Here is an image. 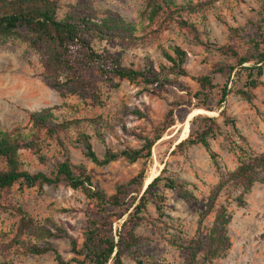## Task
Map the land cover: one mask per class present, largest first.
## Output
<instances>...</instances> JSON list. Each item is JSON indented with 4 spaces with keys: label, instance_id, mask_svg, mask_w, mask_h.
<instances>
[{
    "label": "rangeland",
    "instance_id": "obj_1",
    "mask_svg": "<svg viewBox=\"0 0 264 264\" xmlns=\"http://www.w3.org/2000/svg\"><path fill=\"white\" fill-rule=\"evenodd\" d=\"M76 1L61 0L60 14ZM142 2L111 0L109 6L126 20L137 22ZM263 32L262 0H220L209 11L207 23L199 26L203 44L196 43L176 27L165 31L157 42L126 50H122L119 44L97 43V49L107 48L120 54L125 66L137 70L151 66L161 80L175 82L167 84L165 88H157L155 85L135 84L118 78L113 81L100 80L97 82L98 100L86 92L75 94L67 84L62 89L53 87L41 69L38 53L26 41L0 39V121L4 124H24L28 120V112L56 107V112L62 114L63 105H75L78 107L77 115L81 117L102 118V125L98 127L102 139H93L94 149L99 156L107 148L114 151L141 148L147 138L153 140L158 134H163L154 144L150 160L130 162L121 157L106 166L95 165L85 156L82 148L72 145L68 141L74 138L72 134L67 136L66 141L71 162L86 167L93 180L94 190L100 189L111 195L117 186L126 183L145 168L147 177L144 191L147 179L157 177L166 166L169 174L189 183V188L204 200L221 173L237 167L234 144L252 153L264 152V86L255 90L256 99L252 103L243 99L237 93L246 79V72L242 68L253 63H245L240 67L238 59L219 51L222 46H231L240 56H248L253 51L252 39H260L264 47ZM171 46H179L187 53L183 67L188 76L169 70L172 63L166 59L162 49L174 55ZM222 67H234V70L229 75V70L220 71ZM204 75L211 76L215 86L213 89L204 90L194 79ZM61 80L66 82L64 77ZM260 80L264 83V74ZM226 84L229 94L220 106L222 89ZM198 92L201 95L196 97ZM205 103L211 110L201 107ZM170 112L173 115L168 118ZM199 114L216 117L221 128L220 134L210 139L212 149L218 154L220 169L201 145L174 152L176 145L200 126L199 119L194 121ZM170 119L173 120L172 126L167 123ZM236 129L246 138V142L238 137ZM53 154L54 146L50 148L49 157L52 158ZM24 159L32 172H49L55 162L51 159L47 166H42L28 152L24 153ZM159 189L166 198L165 212L180 220V228L186 235H192L202 206L180 198L171 189L161 186ZM130 196H135V193ZM221 202L228 204L233 212L229 226L233 248L227 257L216 260L214 264H264V183H257L253 187L246 196L245 206H238L228 194L222 195ZM10 205L21 207L35 221L52 230L55 235L49 242L67 264H82L83 256L72 253L71 241H76L78 249L83 248L91 220L108 219L114 222V228L120 224L113 215V209L101 211L94 199L64 182L44 185L42 188L15 185L1 201L0 232L14 228L19 220ZM148 209L153 218L159 217L152 203ZM212 220L209 217L207 224ZM153 230L152 226L142 229L145 236L152 238L139 246L141 253L165 264H183L184 251L153 236ZM123 260L125 264H137L127 254ZM16 262L59 264L53 252L28 255Z\"/></svg>",
    "mask_w": 264,
    "mask_h": 264
},
{
    "label": "trees",
    "instance_id": "obj_2",
    "mask_svg": "<svg viewBox=\"0 0 264 264\" xmlns=\"http://www.w3.org/2000/svg\"><path fill=\"white\" fill-rule=\"evenodd\" d=\"M60 1L0 0V39L26 41L38 53L41 69L53 87L62 89L67 84L75 94L86 92L98 100L97 82L100 80L113 81L118 78L135 84L155 85L157 88H165L167 84L175 82L161 80L151 66L143 70L125 66L120 54L107 48L97 49V43L119 44L122 50H126L157 42L165 31L176 27L196 43L203 44L199 26L207 23L209 11L220 0H143L137 22L121 17L109 6L111 0H77L69 4L63 14H60ZM262 45L260 39H252L253 51L245 57L240 56L231 46L219 48L222 54L238 59L240 67L245 63H253L242 68L246 72V79L237 92L249 103L256 99L255 90L264 86L260 80L264 74ZM170 49L174 55L162 49L166 59L172 63L169 70L188 76L183 67L187 53L179 46H171ZM226 70L231 75L234 67L220 68V71ZM62 77L66 82L61 80ZM194 79L204 90L215 87L210 75ZM228 94L226 84L222 89L220 106ZM198 95L201 93H196V97ZM201 107L211 110L206 103ZM57 109L47 107L28 112V120L24 124H4L0 121V205L5 194L11 192L15 185L42 188L44 185L64 182L94 199L101 211L113 209V215L120 222L118 227L114 228V222L108 219L91 220L83 248L78 249L76 241H71L72 253L83 256L82 264H125V254L137 264H165L142 254L139 249L145 240L152 238L142 232L143 228L149 226L154 227L153 236L184 251L183 264H214L216 260L229 255L233 248L229 228L233 212L228 204L221 202V197L228 194L238 206L246 205V196L253 187L257 183H264V152L252 153L234 144L237 167L222 172L204 200L189 188V183L169 174L166 166L144 191L147 177L145 168L126 183L117 186L115 193L108 195L100 189H92L94 183L85 166L71 162L67 136H74L68 141L82 148L92 163L106 166L121 157L130 162L150 160L153 146L163 134H158L153 140L147 138L141 148L122 151L107 148L99 156L94 149L93 139H102L98 128L102 125V118L81 117L77 115L78 107L71 104L63 105L62 114L57 113ZM222 113L225 114V110ZM172 115L170 112L167 117L171 118ZM198 119L201 121L198 129H193L187 138L179 142L174 152H183L191 146L201 145L220 169L218 154L212 149L210 139L219 135L221 128L216 117L199 114L194 121ZM167 123L172 126L173 120ZM236 133L246 142V138L237 129ZM52 146L54 154L50 158ZM25 152L30 153L42 166H47L54 159L53 169L49 172H32L27 168L29 164L24 159ZM160 186L171 189L184 200L195 201L202 206L192 235H186L180 228V220L165 212L166 198L160 193ZM132 193L135 196H130ZM150 203L155 206L158 218L150 215ZM9 207L19 216V220L14 228L0 232V264H20L16 262L19 258L50 252L55 254L59 264H67L49 242L55 235L51 229L35 221L21 207ZM209 217L213 220L207 224ZM9 255L12 257L9 258Z\"/></svg>",
    "mask_w": 264,
    "mask_h": 264
},
{
    "label": "bare ground",
    "instance_id": "obj_3",
    "mask_svg": "<svg viewBox=\"0 0 264 264\" xmlns=\"http://www.w3.org/2000/svg\"><path fill=\"white\" fill-rule=\"evenodd\" d=\"M152 175V174H151ZM153 178V176H151V177H149L148 179H147V184L151 181V179Z\"/></svg>",
    "mask_w": 264,
    "mask_h": 264
},
{
    "label": "water",
    "instance_id": "obj_4",
    "mask_svg": "<svg viewBox=\"0 0 264 264\" xmlns=\"http://www.w3.org/2000/svg\"><path fill=\"white\" fill-rule=\"evenodd\" d=\"M153 179H154V178H153ZM153 179H151V181H152ZM151 181H150V182H151ZM150 182H149V183H150ZM149 183H148V184H149ZM148 184H146V188H147Z\"/></svg>",
    "mask_w": 264,
    "mask_h": 264
}]
</instances>
